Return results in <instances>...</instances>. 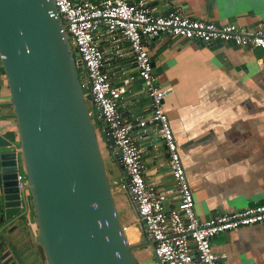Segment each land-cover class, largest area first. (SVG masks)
I'll return each instance as SVG.
<instances>
[{"label": "crops", "instance_id": "obj_1", "mask_svg": "<svg viewBox=\"0 0 264 264\" xmlns=\"http://www.w3.org/2000/svg\"><path fill=\"white\" fill-rule=\"evenodd\" d=\"M150 4L159 14L179 9L192 18L220 24L235 22L249 31L264 28V0H153ZM97 42L112 85L120 86L124 78L134 77L126 84L120 113L135 124L147 118L150 100L127 41L105 34L98 35ZM146 47L153 72L167 89L164 107L195 200L196 214L206 218L264 203V51L166 35L146 42ZM9 97L0 61V134L16 144L17 123ZM94 113L104 128L103 121ZM133 135L141 148L145 180L165 192L172 205L177 200L176 186L167 150L158 136V124H136ZM105 147L109 149L108 142ZM109 166L116 176L125 177L124 170L116 171L112 158ZM116 207L119 213L122 205ZM26 219L29 235L25 236V244L32 246L35 221L30 215ZM120 220L125 236L128 229L129 243L149 240L134 208L124 211ZM23 228L17 225L11 232L12 238L23 235ZM211 245L215 252L226 254L222 264H264V223L219 234L212 238ZM150 255L155 258L153 246Z\"/></svg>", "mask_w": 264, "mask_h": 264}, {"label": "water", "instance_id": "obj_2", "mask_svg": "<svg viewBox=\"0 0 264 264\" xmlns=\"http://www.w3.org/2000/svg\"><path fill=\"white\" fill-rule=\"evenodd\" d=\"M0 61L19 138L16 145L0 134L2 257L31 213L43 264H138L134 251L154 243L125 236L83 94L82 62L53 0H0ZM20 164L27 180L21 190Z\"/></svg>", "mask_w": 264, "mask_h": 264}, {"label": "built area", "instance_id": "obj_3", "mask_svg": "<svg viewBox=\"0 0 264 264\" xmlns=\"http://www.w3.org/2000/svg\"><path fill=\"white\" fill-rule=\"evenodd\" d=\"M58 16L65 25L72 47L82 62L83 94L90 98L89 115L97 113L103 121L104 135L113 140L119 151L127 182L120 188L129 192L136 204V214L149 240L153 241L154 256L159 264H222L226 254L212 249L213 237L234 229L264 223V203L231 211H222L200 218L195 211V200L184 167L177 151L164 98L167 89L162 87L153 72L146 42L166 35L210 44L221 41L250 50L264 51V28L245 30L235 22L220 24L192 18L179 9L156 13L153 0H53ZM124 38L145 84L150 100V113L139 120L143 127L148 122L158 124V136L167 154L171 175L175 182L176 202L169 205L165 192L148 183L143 175L141 148L133 135L135 122L122 116L119 103L126 84L134 77L114 86L104 70L105 58L98 45V35ZM84 88L87 91H84ZM21 165V164H20ZM18 166V159H17ZM16 175L17 188L27 183L22 165ZM28 198V190L25 189ZM125 228L123 227V230Z\"/></svg>", "mask_w": 264, "mask_h": 264}, {"label": "rangeland", "instance_id": "obj_4", "mask_svg": "<svg viewBox=\"0 0 264 264\" xmlns=\"http://www.w3.org/2000/svg\"><path fill=\"white\" fill-rule=\"evenodd\" d=\"M84 91H86L85 88ZM85 101L91 107L90 98L87 94H85ZM92 121L95 127L99 145L101 147L105 168L107 170V176L109 179L111 190L113 192L114 202L115 205L119 207L120 205H122V210H120L119 208V216L121 215L120 217H123L124 211L129 212V210L133 208L130 198L128 197L130 195L127 188L126 189L120 188L121 184L125 183V177L124 175H120V174L116 176V172H114V170L110 168L109 159L112 158L113 160H115L112 155V148L109 147V149H107L105 147V144H107V140H106V136L104 135V132L102 131L103 125L96 120L95 115H93ZM16 144L19 145V140H17ZM115 167L117 169L115 170L120 172L119 167L116 164V161H115ZM19 170H21L20 166H19ZM26 217L27 215H25L18 223L20 226H24L23 228L24 234L20 235V237L17 239L16 238L11 239V243L8 246L9 253L11 254V256H9L8 254L7 256L2 257L3 254L2 252H0V264H39V260H37L38 257L36 256L37 254L39 258L42 259L41 248L36 243L33 242L34 245L32 246L30 245L27 246L25 244L26 243L25 236L29 235L28 224L26 223L27 222ZM30 217L32 220H34L31 213H30ZM4 223L5 222L0 223V226H2ZM20 242L22 243L18 245ZM150 250H151V246L145 245L134 251L138 264H142L143 261L147 263L153 262L154 264L158 263L157 260L153 258L152 255H150ZM9 258L15 263L13 262L5 263L6 260H8Z\"/></svg>", "mask_w": 264, "mask_h": 264}, {"label": "trees", "instance_id": "obj_5", "mask_svg": "<svg viewBox=\"0 0 264 264\" xmlns=\"http://www.w3.org/2000/svg\"><path fill=\"white\" fill-rule=\"evenodd\" d=\"M78 71H79V74L81 73V71H82V67H80L79 69H78Z\"/></svg>", "mask_w": 264, "mask_h": 264}, {"label": "bare ground", "instance_id": "obj_6", "mask_svg": "<svg viewBox=\"0 0 264 264\" xmlns=\"http://www.w3.org/2000/svg\"><path fill=\"white\" fill-rule=\"evenodd\" d=\"M127 231H128V229L126 230V236H127V240H128V241H130V240H129V238H128V235H127Z\"/></svg>", "mask_w": 264, "mask_h": 264}]
</instances>
